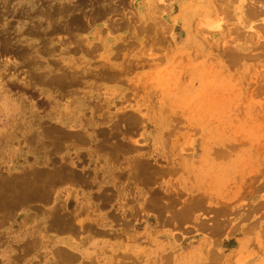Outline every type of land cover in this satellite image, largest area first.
<instances>
[{
	"label": "rangeland",
	"instance_id": "1",
	"mask_svg": "<svg viewBox=\"0 0 264 264\" xmlns=\"http://www.w3.org/2000/svg\"><path fill=\"white\" fill-rule=\"evenodd\" d=\"M90 144L121 180L160 181L168 216L264 240V0H0V222L18 228L24 200L80 221L56 196Z\"/></svg>",
	"mask_w": 264,
	"mask_h": 264
},
{
	"label": "crops",
	"instance_id": "2",
	"mask_svg": "<svg viewBox=\"0 0 264 264\" xmlns=\"http://www.w3.org/2000/svg\"><path fill=\"white\" fill-rule=\"evenodd\" d=\"M79 154L84 158L79 179L64 178L56 197L72 200L81 220L72 224L64 217L61 230L64 223L58 225L48 216L53 209L24 200L25 208L18 212L26 215L18 228L0 222V264H103L104 257L122 254L137 264H230L232 256L252 246L253 263L264 264L263 239L242 237L225 247L231 225L224 217L212 221L193 216L185 221L177 215V206L168 216L166 206L148 199L160 193V181L153 189L155 179L128 170L121 180L113 161L98 154L94 145L81 148ZM261 217L252 220L259 231L264 230V214Z\"/></svg>",
	"mask_w": 264,
	"mask_h": 264
},
{
	"label": "bare ground",
	"instance_id": "3",
	"mask_svg": "<svg viewBox=\"0 0 264 264\" xmlns=\"http://www.w3.org/2000/svg\"><path fill=\"white\" fill-rule=\"evenodd\" d=\"M259 1H260V0H259ZM260 4H261V3H260ZM252 5H254V4H253V1H252ZM257 5H258V2H257ZM257 5H256V6H257ZM249 6H250V5H249ZM256 6L254 5V8H255ZM259 6H260V5H259ZM257 7H258V6H257ZM261 7H262V5H261ZM249 8H250V9H249L250 11H254L255 13L259 11L258 8H257V9L255 8L256 10H251V9H252V6L249 7ZM247 11H248V10H247ZM246 13H247V12H246ZM247 14H248V13H247ZM249 14H250V12H249ZM247 16H249V15H247ZM250 16H251V15H250ZM250 16H249V17H250ZM245 19H246V18H245ZM62 170H64V169H62ZM64 174H65V173H64ZM66 176H67V174H66ZM61 177H62V176H61ZM63 177H64V175H63ZM68 177H70V175H69ZM55 178H56V177H55ZM57 178H58V177H57ZM33 180H34V179H33ZM58 180H59V179H58ZM52 181H53V180H52ZM52 181H51V182H52ZM32 182H33V181H32ZM34 182H35V181H34ZM51 182H50V183H51ZM30 183H31V182H30ZM52 183H53V182H52ZM52 183H51V184H52ZM25 184L28 185L27 183H25ZM18 185H20V184H18ZM52 185H53V184H52ZM1 186H3V185H1ZM6 186H7V185H6ZM31 186H32V184H31ZM12 187H13V189H14V186H12ZM12 187H11V188H12ZM34 187H36V182H35ZM49 187H50V186H49ZM7 188H8V187H7ZM15 188H17V187L15 186ZM20 188H21V187H20ZM22 188H26V186H23ZM22 188H21V189H22ZM31 188H32V187H31ZM38 188H40V187L38 186ZM4 189H5V188H4ZM28 189H29V188H28ZM49 189H50V188H49ZM18 190H19V189H18ZM26 190H27V189H26ZM31 190H33V189L28 190L29 193H30V192L32 193ZM41 190H42V189H41ZM0 191L2 192V189H1ZM4 191H5V190H4ZM24 191H25V190L23 189V192H24ZM10 192H11V191H10ZM34 192H35V191H34ZM8 193H9V192H8ZM15 193H16V191H15ZM35 193H37V192H35ZM5 194H6V193H5ZM5 194H3V195H5ZM21 194H22V193H21ZM41 194H42V193H41ZM0 195H2V194H0ZM23 195H25V194H23ZM23 195H22V196H23ZM26 195H27V194H26ZM26 195H25V196H26ZM36 195H37V194H36ZM38 195H39V193H38ZM10 196L12 197V194H10V195L8 196L7 199H5L6 202H7V200L10 198ZM39 196H40V195H39ZM3 197L6 198L5 196H3ZM31 197H32V196H31ZM31 197H30V198H31ZM34 197H35V196H34ZM34 197H33V198H34ZM13 198H14V197H13ZM21 198H22V197H21ZM19 199H20V198H19ZM23 199H24V198H23ZM26 199H27V197H26ZM28 199H29V198H28ZM13 200H14V199H13ZM5 201H4V202H5ZM8 201H9V200H8ZM14 202H15V201H13V204H14ZM1 203H3V201H2ZM8 203H9V202H8ZM15 203H16V202H15ZM17 203H19V202H17ZM24 203H25V202H24ZM4 204H5V203H4ZM21 204H22V201H21ZM25 204H26V203H25ZM6 205L8 206L9 204H6ZM6 209H7V208H6ZM6 209H5L4 211H6ZM8 209H9V208H8ZM54 215H55V213L53 214V216H54ZM55 216H56V215H55ZM57 216H58L57 218H59V215H57ZM52 219H54V218H52ZM51 221H53V220H51ZM68 221H69V220H68ZM63 223H64V222H63ZM52 224H53V223H52ZM61 224H62V223H61ZM54 225H55V224H54ZM54 225H52V226L54 227ZM58 225H60V223H58ZM58 225H57V226H58ZM61 226H62V227H61ZM63 226H64V228H65V223H64V225H60L59 228H61V230H63ZM54 229H55V227H54ZM56 230H57V229H56ZM59 230H60V229H59ZM65 230H66V229H65ZM67 230H69V229H67ZM63 256H64V254H63ZM65 256H66V255H65ZM61 260H62V259H61ZM63 260H65V259H63Z\"/></svg>",
	"mask_w": 264,
	"mask_h": 264
}]
</instances>
